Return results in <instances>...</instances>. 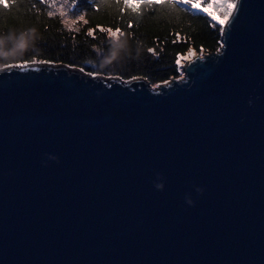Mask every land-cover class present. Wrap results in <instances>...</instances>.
Masks as SVG:
<instances>
[{
  "label": "water",
  "instance_id": "water-1",
  "mask_svg": "<svg viewBox=\"0 0 264 264\" xmlns=\"http://www.w3.org/2000/svg\"><path fill=\"white\" fill-rule=\"evenodd\" d=\"M234 3L158 85L0 68V264H264V0Z\"/></svg>",
  "mask_w": 264,
  "mask_h": 264
},
{
  "label": "trees",
  "instance_id": "trees-1",
  "mask_svg": "<svg viewBox=\"0 0 264 264\" xmlns=\"http://www.w3.org/2000/svg\"><path fill=\"white\" fill-rule=\"evenodd\" d=\"M33 2L35 0H15L20 5L18 9L15 6L0 8V34L7 35L10 29L35 27L40 36L35 47L22 57L2 63L51 61L125 80L140 77L151 85H158L181 76L182 61L188 52L203 54L217 51L221 46L220 25L215 20L184 5L179 7L188 9L187 15L177 9L161 7L167 0H153L155 10L138 5L137 0H127V5L125 0H102L99 8L89 0H77L84 20L72 26L58 13L48 16L54 9L44 4L37 5L39 13L29 12L27 9ZM117 29L123 35L118 33L113 38L109 30ZM90 32L94 35H89ZM123 39L128 40L129 53L122 54L110 65L99 67L101 54L108 53L110 41ZM138 42L139 55L136 53Z\"/></svg>",
  "mask_w": 264,
  "mask_h": 264
},
{
  "label": "snow or ice",
  "instance_id": "snow-or-ice-1",
  "mask_svg": "<svg viewBox=\"0 0 264 264\" xmlns=\"http://www.w3.org/2000/svg\"><path fill=\"white\" fill-rule=\"evenodd\" d=\"M101 2L102 0H89V3H91L94 7H97V8L100 7ZM205 2L206 0H167V2L161 3L160 6L165 7V8L170 7L173 9H177L178 11L187 15L188 9L181 8L179 7L180 5H187L189 6V9H196L197 11H199L197 9V3L203 4ZM38 4H44L50 9H58L59 10L58 14L62 17H65V18L75 17V19L73 20V23H75L76 21L84 20V14L79 12L77 0H62V2H60L59 4L56 2V0H35V2L30 4V7L27 10L29 12L35 11L39 13L40 9L37 7ZM137 4L138 5L142 4L145 8H151L155 10L153 0H137ZM125 5H127V0H125ZM13 6L17 7V9L20 7L19 4L15 3V0H8V2H6V0H0V8L2 9H10ZM213 6L222 10V18L213 16V20L216 21V24L220 25V30L223 32L225 30L224 24L229 20V17L231 16L233 9L235 8L236 5L234 2H228V0H219V2L215 3ZM121 11H123V9H121ZM55 14L56 13L53 11L48 12V16H53ZM213 27H215V24H213ZM101 31H104V29L102 28ZM118 33L119 35H123V33L120 32L119 29H117L115 32H112L109 30V34L113 38L117 37ZM89 35H94V33L90 32ZM129 35H131V33H129ZM149 52H154V50L149 49ZM50 62L51 61H41V60H36V59H33L31 61V63H50ZM27 63L28 61H25L23 63H17V64L9 63V64H4L0 66V68H3V69L13 68V67L22 68V67L27 66ZM177 63H179V60H177ZM80 71H84V69L80 68ZM89 75H92V73L89 72Z\"/></svg>",
  "mask_w": 264,
  "mask_h": 264
},
{
  "label": "clouds",
  "instance_id": "clouds-1",
  "mask_svg": "<svg viewBox=\"0 0 264 264\" xmlns=\"http://www.w3.org/2000/svg\"><path fill=\"white\" fill-rule=\"evenodd\" d=\"M40 36L35 27L27 28L25 30L10 29L7 35L0 34V66L6 64L3 61L15 60L22 57L25 52L33 49L35 43L39 40ZM110 48L108 53L101 54L99 67L103 68L110 65L113 61H118L122 54L129 53V44L127 39L123 40H112L110 41ZM140 47L139 42L136 48V53L139 55ZM251 104V101H249ZM48 160H54L59 163L57 156L51 154H45ZM44 166H47V160L42 162ZM156 181L153 186L157 191H163L164 183L163 177L160 173H156ZM197 194H202L204 189L201 187H195ZM184 202L189 206H194V201L189 194L184 197Z\"/></svg>",
  "mask_w": 264,
  "mask_h": 264
},
{
  "label": "rangeland",
  "instance_id": "rangeland-1",
  "mask_svg": "<svg viewBox=\"0 0 264 264\" xmlns=\"http://www.w3.org/2000/svg\"><path fill=\"white\" fill-rule=\"evenodd\" d=\"M56 2L59 4L60 2H62V0H56ZM210 2H211V0H206V2L203 3V4H201V3H197V4L206 7V6H209ZM218 2L219 1H212L213 4L218 3ZM228 2H234V0H228ZM210 8H212V9H214L216 11V14H217V16L219 18H222V10L221 9L216 8L214 6H210ZM58 11H59L58 9H54L55 13H58ZM63 19L68 25L72 26L73 24H75V23H73V20H74L73 18H65V17H63ZM193 54H195V53L192 52V51L188 52L186 57H185V60L190 58ZM185 60L182 61V64L184 63Z\"/></svg>",
  "mask_w": 264,
  "mask_h": 264
},
{
  "label": "bare ground",
  "instance_id": "bare-ground-1",
  "mask_svg": "<svg viewBox=\"0 0 264 264\" xmlns=\"http://www.w3.org/2000/svg\"><path fill=\"white\" fill-rule=\"evenodd\" d=\"M212 1H219V0H211L209 6H206V7L197 4V9L207 12L208 14H210V16H212V18H213V16L218 17L216 14V11L214 9L210 8V6L214 5L212 3Z\"/></svg>",
  "mask_w": 264,
  "mask_h": 264
},
{
  "label": "built area",
  "instance_id": "built-area-1",
  "mask_svg": "<svg viewBox=\"0 0 264 264\" xmlns=\"http://www.w3.org/2000/svg\"><path fill=\"white\" fill-rule=\"evenodd\" d=\"M195 54H198V53H195ZM204 54V53H203ZM198 55H202V54H198Z\"/></svg>",
  "mask_w": 264,
  "mask_h": 264
}]
</instances>
